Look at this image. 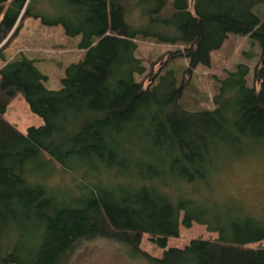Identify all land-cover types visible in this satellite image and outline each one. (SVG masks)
Segmentation results:
<instances>
[{"label": "trees", "instance_id": "trees-1", "mask_svg": "<svg viewBox=\"0 0 264 264\" xmlns=\"http://www.w3.org/2000/svg\"><path fill=\"white\" fill-rule=\"evenodd\" d=\"M129 1L61 0L60 15L47 20L33 0H0V56L30 16L80 36L84 50L54 91L34 59L3 58L0 264H67L80 243L98 238L126 244L148 264H264V217L216 223L187 189L206 184L222 162L264 150V20L255 11L264 0H135L137 27ZM229 34L257 43L261 62L208 76V99L190 82L213 67ZM140 40L176 47L147 84L138 79L147 71L135 54ZM16 93L43 126L22 134L7 119ZM181 212L184 225L204 224L217 237L160 258L140 250L145 236L166 248Z\"/></svg>", "mask_w": 264, "mask_h": 264}, {"label": "rangeland", "instance_id": "rangeland-1", "mask_svg": "<svg viewBox=\"0 0 264 264\" xmlns=\"http://www.w3.org/2000/svg\"><path fill=\"white\" fill-rule=\"evenodd\" d=\"M165 1L169 6L171 0ZM135 2L131 0L127 3V17L128 21L137 27L143 24V18ZM32 8L36 15L39 14L47 20H53L60 15L63 5L61 0H33ZM255 11L264 20V5L255 7ZM40 16L38 18L30 16L17 35L4 46L3 55L0 56V69L4 64L3 58L10 60L16 54L22 53L35 60L38 71L47 77L44 82L46 88L54 91L61 88L60 79L65 76L66 68L84 58V50L79 48L80 36L69 37L60 24L50 26L43 23ZM227 38L223 46L211 55L213 67L194 71L192 80L190 79L191 84L195 83L196 86L206 91L208 99L212 94L211 81L208 76L214 75L222 78L225 72L233 70L241 63H246L252 72L254 67L261 62V49L257 43H252L248 36L229 34ZM135 42L137 43L136 57L143 60L147 69L145 75L138 79H142L147 84L149 72L153 73L160 67L169 55L168 52L176 50V47L158 44L154 41ZM4 43L6 41L2 44ZM6 110L7 119L13 122L22 134H25L31 126H43L44 122L28 109L21 93H16ZM209 177L206 184L196 183L187 189L193 190L191 199L201 204L202 202L208 204L205 208L209 215H213V221L223 222V219L248 214L256 218L264 217L263 149L251 152L243 158H233L222 162L216 171L210 173ZM59 180L60 176L52 178L51 182L58 184ZM182 214V212L179 214L178 234L167 240L166 248L154 246L145 236L141 241L140 250L147 255L160 258L165 249L184 248L191 240L201 238L211 241L217 237V232L209 231L204 224L192 222L190 226L184 225ZM67 264H148V262L141 255L133 253V250L124 243L98 238L80 243Z\"/></svg>", "mask_w": 264, "mask_h": 264}]
</instances>
